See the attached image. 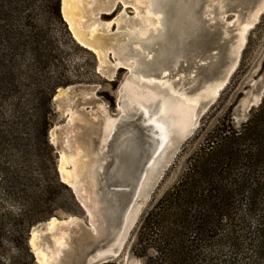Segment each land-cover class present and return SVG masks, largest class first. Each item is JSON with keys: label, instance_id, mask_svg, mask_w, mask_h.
Masks as SVG:
<instances>
[{"label": "rangeland", "instance_id": "obj_1", "mask_svg": "<svg viewBox=\"0 0 264 264\" xmlns=\"http://www.w3.org/2000/svg\"><path fill=\"white\" fill-rule=\"evenodd\" d=\"M55 1L0 0V30H7L11 34L21 31L28 38L34 36L14 43L11 37L3 38L0 33V264H39L29 243L34 229L39 233L38 245L47 254L48 262L53 250L65 248L67 255L59 262L72 263V259L80 255L77 251L90 252L92 246L86 243L95 240L90 239L94 236L90 217L88 220V214L77 201L73 190L62 182L59 172L61 156L66 154V157L70 153L67 137L71 148L81 149L86 156L84 161H90L91 156L85 152H94L91 126L67 128L69 117L66 110L80 112L85 117L84 121L89 122L102 116L98 111L101 105L106 106L107 115L116 114L117 89L120 82L127 78V73L117 70L113 82L106 77L99 70L97 56L82 48L65 26L61 16L62 0H58L60 19L51 9ZM79 1L83 23L99 24L98 35L105 45H119L129 50L135 46H146L140 39L147 28L134 20L135 0ZM114 1L113 10L107 12L105 5ZM141 9L145 15L147 6ZM151 13L146 16L153 18V25L149 27L153 29L157 27L154 20L161 13L153 9ZM234 15L227 14V23L235 21ZM117 18H121L122 23L119 33L114 22ZM125 18L127 24L132 26L123 24ZM105 24L110 25L107 31L103 30ZM245 26L248 32L239 49L234 72L217 96L204 107L195 129L177 156L163 169L149 198L143 203L120 252L110 259H104L107 264H148L150 258L156 255L150 244L141 240L148 216L184 176L193 157L201 149L209 147V139L214 137L217 130L239 131L263 103L264 8L257 14L253 25L245 23ZM130 30L136 31V36L133 32L130 35ZM153 53H149L150 56ZM110 54L108 60L113 62L112 58L117 59L113 53ZM185 74L191 76L192 73ZM180 75L184 73L176 76ZM89 108H93L90 111L92 116L88 114ZM38 117H43L39 123L36 120ZM97 152L93 153L94 158H97ZM86 188L87 185L78 195L83 197ZM98 193L101 192L98 190ZM139 203L142 202L139 200ZM69 218H76L79 220L76 222L86 225V228L63 226L56 234L48 233L47 223L51 219L67 221ZM95 221L100 230L105 228L102 221ZM83 233L85 238L80 236ZM115 239L112 236L108 243L101 244L95 251L108 248ZM71 250L76 251L74 256L68 255ZM203 255L209 262V256L206 253Z\"/></svg>", "mask_w": 264, "mask_h": 264}, {"label": "bare ground", "instance_id": "obj_2", "mask_svg": "<svg viewBox=\"0 0 264 264\" xmlns=\"http://www.w3.org/2000/svg\"><path fill=\"white\" fill-rule=\"evenodd\" d=\"M79 3V0L61 1V13L73 34V39L82 48L97 56L100 63L99 70L104 74L111 63L108 60L109 54L113 53L115 57L117 56V59L112 62L114 69L125 68L127 70V78L121 83V89L125 83L130 85L128 90L124 91L123 94L121 90L119 94L122 99L121 105L118 107L117 116L110 118L107 115L105 106L101 105L98 107V111L102 116L100 115L98 119L95 117L92 121L102 120L103 138L101 143H104V138H109L118 126H122L123 123H127L138 116L139 122L143 126H151L149 134L152 139L154 138L158 142L153 155L155 159L152 158L149 162L148 169L137 187L133 202L127 209L120 226L113 229L112 226L107 224V204L104 195L98 193L100 185L99 175L102 173V164L104 163L98 160L102 150L98 147L94 152H85L91 156L90 161L85 162L84 158L86 156L81 149L71 148L70 139L67 137L66 143L70 153L68 156L65 157V154L60 158L59 172L61 180L77 196L87 185L84 196H79L81 204L85 207L88 217H90L91 230L94 234L90 239L98 240L102 238L107 230H111L113 232L112 236L116 237L111 246L93 253V256L88 260V264H91L104 260L110 255H117L120 252L129 230L140 214L143 203L149 198L155 182L158 181L157 179L162 174L163 167L167 166L170 155L175 152L180 143L190 136L196 127L200 115L203 113L204 107L217 96L219 90L234 72L239 59V49L247 31L245 23L253 25L257 14L264 8V0H135L133 4L136 10L134 20L147 28H145L146 32L143 30L145 32L141 35L143 37H140V41L146 43L144 47L147 48L141 47V45L134 47L133 45L134 48L132 50L126 49V47H119V45H114V47L105 45L104 40L98 35L100 25L83 23V12ZM109 4L111 3L109 2ZM109 4H104V9H107V12H111L116 3L114 1L110 6ZM142 6L143 8L147 6L145 15L142 14ZM100 7V9H103L102 6ZM152 9L160 11L161 15L159 14L160 17L154 20L157 27L154 26L153 29H150L149 27L153 25V23L151 24L153 18L146 15L151 13ZM228 13H235V21L233 23H227L226 16ZM151 14L153 15V13ZM201 17H204L207 21L202 23ZM191 18L192 20L194 19L195 23L198 20L200 24H193ZM114 22L117 24L116 31L119 33L122 27L121 18L115 19ZM127 23L125 18L123 24L126 27L132 26V24L128 25ZM185 27L189 31H186ZM109 28L110 25L105 24L103 30L105 31L106 29L107 31ZM190 31L191 33L189 34L188 32ZM130 32H133L134 36L137 34L136 31L130 30V35ZM202 35L210 39L212 44L209 46V50L207 48L208 51L205 50L203 42H200ZM194 40H197L198 43L194 44ZM195 47L197 49H193ZM190 49L193 50L191 51ZM152 51L154 53L151 55L152 59L150 60L149 53ZM137 57H139V60ZM141 64L146 66L143 70V80L137 71L138 66ZM129 69H132V71L130 72ZM165 71L168 72L167 76L164 75ZM152 72L158 75L153 76L151 75ZM180 72H183L184 75L176 76ZM187 72H191V76H187L185 74ZM113 76L114 73L108 75L109 78H113ZM133 76L136 78L133 79ZM150 80H155L156 82L149 83L148 81ZM164 84H167L168 87H163ZM203 89L204 91H201ZM148 91H152L155 95H163L176 102L175 127L169 130L165 139H161L160 132L146 122V118L140 111V107H138V104L143 106L139 98L147 96ZM198 91L201 92L193 94ZM173 92L176 95H173ZM62 93L64 92L60 94ZM190 94L193 95L189 96ZM66 111L69 117L67 128L77 127L78 125L92 126V121H84L85 117L80 112ZM91 112L90 115L92 116ZM67 134L69 136V130ZM96 152L97 158H94L93 153L96 154ZM139 200L142 203H139ZM95 220L102 221L105 224V228L100 230L99 224L97 225ZM76 221L79 220H76V218H69L67 221L51 219L47 223V231L50 234H56L55 232L63 226L69 228L74 225L76 228H80ZM38 235V231L34 229L29 242L38 263L58 264L67 255H65L66 249L64 248L61 251L53 250L51 257L49 255L51 261L48 262L47 254L45 255L38 245ZM80 236L85 238L84 233ZM58 239L57 241H60ZM57 241H55L56 244H59ZM81 243L83 242L81 241ZM74 252L76 251L71 250L68 255L72 256Z\"/></svg>", "mask_w": 264, "mask_h": 264}, {"label": "trees", "instance_id": "obj_3", "mask_svg": "<svg viewBox=\"0 0 264 264\" xmlns=\"http://www.w3.org/2000/svg\"><path fill=\"white\" fill-rule=\"evenodd\" d=\"M213 135L145 221L141 240L156 254L148 264H264V101L239 131Z\"/></svg>", "mask_w": 264, "mask_h": 264}, {"label": "water", "instance_id": "obj_4", "mask_svg": "<svg viewBox=\"0 0 264 264\" xmlns=\"http://www.w3.org/2000/svg\"><path fill=\"white\" fill-rule=\"evenodd\" d=\"M228 18H231V16H228ZM63 21L65 22L72 38H74L64 18ZM206 21L207 20H205L204 17H201L202 23ZM192 23L197 25L200 24L198 20L195 23L194 19L192 20ZM185 28L186 31H189L187 27ZM188 33L190 34L191 31ZM200 42H203L205 50H207V48L209 50V46L212 45L210 43V39H208L205 35L201 36ZM171 43L173 44V42ZM193 43L197 44L198 41L196 40ZM196 47L193 49H197ZM193 49L190 50L192 51ZM110 56L112 57V54H110ZM112 59L114 62V58ZM117 70H123L127 73V70L125 68H119L115 70L113 63L111 62L110 66L107 69V72L104 75L106 77H108V75L112 73H114L115 75ZM111 77L108 78L113 82L114 78ZM122 81L120 82L117 89L116 104H115L116 114L108 113V116L110 118L115 117L117 115L118 107L119 105H121L122 96H120L119 94L121 93L122 90L121 89ZM263 88L264 87H262L261 90ZM88 110H89L88 114H90V111H92L93 108H89ZM101 126H102V121L100 120L95 122L92 121L90 134L93 137L91 138V142L94 147V150H96L98 147H100V149L102 150V154L98 160L103 161L104 163L102 164V173L99 175L100 185L98 190L102 193V195H104V199L107 204L106 207V212L108 215L107 224L109 226H112L113 229H115L118 226H120L127 209L133 202V198L137 192V187L140 185L142 177L145 171L148 169V164L153 158L156 145L158 142L156 139L154 138L152 139V136L149 134L151 126H143L139 122V116L127 123H123L122 126H118L116 131L109 138L107 137L104 138L103 140L104 143H101V139L103 138V132ZM188 138L189 136L182 143H180L179 146L175 149V152H173V154L170 155L168 164H170L172 160L175 158V156H177L181 146L185 141L188 140ZM163 168L166 169L167 166H164ZM156 183L157 181L155 182V184ZM74 194L76 196L77 201L80 203L81 207L84 209L87 215V211L85 207H83V205L80 202V196L79 195L77 196L75 192ZM87 218L89 220L88 215ZM78 224L80 228L86 226L83 225L82 223H78ZM112 234L113 232L111 230H107L102 238L98 240L92 239L90 242L86 243V245L92 246V250L90 252L85 251L83 253L77 252L80 255L78 257L76 255V257L72 259L71 264H88L90 255L92 256L94 251L97 248H99L101 244L108 243L112 238ZM111 257H113V255L108 256L107 259H110ZM91 264H107V263L104 260H99Z\"/></svg>", "mask_w": 264, "mask_h": 264}, {"label": "snow or ice", "instance_id": "obj_5", "mask_svg": "<svg viewBox=\"0 0 264 264\" xmlns=\"http://www.w3.org/2000/svg\"><path fill=\"white\" fill-rule=\"evenodd\" d=\"M139 60V57H137ZM151 60L152 57L149 56ZM145 65L141 64L138 66L137 71L140 73V78L143 80V70L145 69ZM131 72L132 69H129ZM151 75L157 76L158 74L152 72ZM164 75L167 76L168 72L165 71ZM136 77L133 76V79ZM179 78V77H177ZM149 83H155V80L148 81ZM163 87H168L167 84H164ZM130 85L125 83L122 88V94L124 91L128 90ZM173 95H176L173 92ZM142 101L143 106L138 104L140 107V111L143 113L146 118V122L152 126H154L161 134V139H165L169 130L175 127V112H176V102L172 101L170 98H167L163 95H155L152 91H148L147 96H143L139 98ZM194 103V101H193ZM150 106V107H149Z\"/></svg>", "mask_w": 264, "mask_h": 264}]
</instances>
